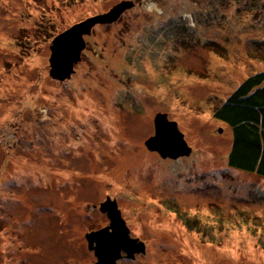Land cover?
Segmentation results:
<instances>
[{
  "label": "rangeland",
  "instance_id": "rangeland-1",
  "mask_svg": "<svg viewBox=\"0 0 264 264\" xmlns=\"http://www.w3.org/2000/svg\"><path fill=\"white\" fill-rule=\"evenodd\" d=\"M120 1L0 0V264L94 263L86 233L110 223L107 197L146 245L116 264H264V226L249 220L264 222V178L228 167L232 132L214 115L264 70V0L258 13L247 0H133L85 37L69 79L53 78V39ZM190 11L203 27L165 39L160 26ZM158 112L189 156L147 148Z\"/></svg>",
  "mask_w": 264,
  "mask_h": 264
},
{
  "label": "water",
  "instance_id": "water-1",
  "mask_svg": "<svg viewBox=\"0 0 264 264\" xmlns=\"http://www.w3.org/2000/svg\"><path fill=\"white\" fill-rule=\"evenodd\" d=\"M134 4L133 0H122L109 11L90 16L60 32L51 45L50 75L59 80L69 79L86 48L85 37L92 33L95 25L117 21ZM153 121L155 132L145 140L149 150L158 152L163 159H177L191 154L192 146L186 140L178 122L170 119L167 112H158ZM100 210L106 213L110 223L86 233L89 249L97 257V261L92 264H116L123 252L129 256L136 252H145V243L131 236L116 199L107 197L100 203Z\"/></svg>",
  "mask_w": 264,
  "mask_h": 264
},
{
  "label": "trees",
  "instance_id": "trees-1",
  "mask_svg": "<svg viewBox=\"0 0 264 264\" xmlns=\"http://www.w3.org/2000/svg\"><path fill=\"white\" fill-rule=\"evenodd\" d=\"M225 1L211 0L209 4H213L214 8L224 5ZM242 5L254 8V13L262 11L259 3L254 0H247ZM207 7L209 6L205 5L204 10L206 8L209 12ZM195 14V11H190L189 14L180 13L170 17L160 26V33L171 41L173 37L179 38L184 32H192L194 24L203 27L202 22L199 25ZM192 20L194 24L191 23ZM194 35L198 37L197 33ZM150 42L152 47H158V40ZM214 115L226 123L232 132V143L227 155L228 167L264 178V70L245 78L216 108ZM259 193L251 196L260 199ZM257 198L251 199L250 203H254ZM249 220L254 228L258 225L264 226L263 220L256 215Z\"/></svg>",
  "mask_w": 264,
  "mask_h": 264
},
{
  "label": "bare ground",
  "instance_id": "bare-ground-1",
  "mask_svg": "<svg viewBox=\"0 0 264 264\" xmlns=\"http://www.w3.org/2000/svg\"><path fill=\"white\" fill-rule=\"evenodd\" d=\"M167 224H168V223H167ZM167 224H166V227H168ZM200 264H204V261L202 262V261L200 260Z\"/></svg>",
  "mask_w": 264,
  "mask_h": 264
},
{
  "label": "flooded vegetation",
  "instance_id": "flooded-vegetation-1",
  "mask_svg": "<svg viewBox=\"0 0 264 264\" xmlns=\"http://www.w3.org/2000/svg\"><path fill=\"white\" fill-rule=\"evenodd\" d=\"M168 159V158H167ZM138 252H136V253H134V256H135V254H137ZM123 254V253H122ZM127 253L125 252V255H126Z\"/></svg>",
  "mask_w": 264,
  "mask_h": 264
}]
</instances>
